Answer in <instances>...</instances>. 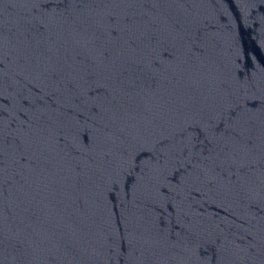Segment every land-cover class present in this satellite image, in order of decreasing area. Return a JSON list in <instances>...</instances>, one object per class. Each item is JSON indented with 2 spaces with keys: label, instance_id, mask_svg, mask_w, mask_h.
<instances>
[{
  "label": "water",
  "instance_id": "1",
  "mask_svg": "<svg viewBox=\"0 0 264 264\" xmlns=\"http://www.w3.org/2000/svg\"><path fill=\"white\" fill-rule=\"evenodd\" d=\"M0 264H264V0H0Z\"/></svg>",
  "mask_w": 264,
  "mask_h": 264
}]
</instances>
